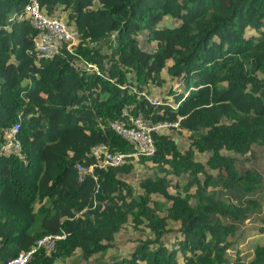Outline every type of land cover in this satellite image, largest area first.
Instances as JSON below:
<instances>
[{
  "label": "trees",
  "instance_id": "trees-1",
  "mask_svg": "<svg viewBox=\"0 0 264 264\" xmlns=\"http://www.w3.org/2000/svg\"><path fill=\"white\" fill-rule=\"evenodd\" d=\"M37 1L63 10L78 38L38 59L19 17L28 0H0V148L14 125L20 142L19 155L0 150V264L48 234L65 237L27 264L88 261L128 226L148 235L110 264H264V0ZM169 79L181 87L162 101L175 108L140 96ZM124 107L180 118L187 144L156 133L152 156L79 181L93 145L132 151L110 126ZM137 165L152 171L141 191L121 177Z\"/></svg>",
  "mask_w": 264,
  "mask_h": 264
},
{
  "label": "built area",
  "instance_id": "built-area-1",
  "mask_svg": "<svg viewBox=\"0 0 264 264\" xmlns=\"http://www.w3.org/2000/svg\"><path fill=\"white\" fill-rule=\"evenodd\" d=\"M28 18L30 25L37 31L34 37L35 54L38 59L52 58L62 53L63 48L72 53V47L77 42L78 32L66 22V16L63 10L59 9L52 15H47L41 9L37 0H28L25 8L19 16ZM115 32L109 35V45L115 43ZM78 64L85 67V70H94L97 73L96 66L92 63L77 58ZM151 105L160 104V100L151 97L146 91L141 92ZM121 118L115 120L111 125L122 135L135 149L137 155H150L155 151L153 133L163 132L170 129H177L179 122L159 121L155 122L152 118H144L142 113L132 115L129 108L121 111ZM18 126L14 125L7 131V141L1 146V150L16 153L20 152V142L15 137ZM91 153L95 157L96 164L100 167L104 165H118L125 162V157L129 154H112L107 151L105 144H98L91 148ZM77 169L82 176L87 170L77 165ZM89 172L93 171V166L88 168ZM43 245L44 249L49 252L53 248V242H45L41 239L38 245L31 246L28 250L20 251L16 256L8 258L4 264H26L33 254Z\"/></svg>",
  "mask_w": 264,
  "mask_h": 264
},
{
  "label": "rangeland",
  "instance_id": "rangeland-1",
  "mask_svg": "<svg viewBox=\"0 0 264 264\" xmlns=\"http://www.w3.org/2000/svg\"><path fill=\"white\" fill-rule=\"evenodd\" d=\"M164 23L173 25L175 24V21H172L166 18ZM139 36H140L139 38H140L141 46L146 49H152L153 44L151 43L150 45H148L145 42V37L143 34H140ZM177 82L178 81L169 79L167 80L165 85L161 88L152 87V89H154L152 90V92L155 95V97H157V99L162 100V98L166 96L165 94L167 93V91L169 90L171 86H172V89H174L175 91H177V89L181 87L179 83ZM187 142H188L187 133H185L184 136L178 138V143L180 145H186ZM53 147L54 146H51L48 150L50 151ZM150 175H152V171L149 166L143 167V166L137 165L136 169L131 174L126 175V176H121V177L127 180L128 182H130L135 187H137L138 191H141V189L138 188L139 182L144 177L150 176ZM65 215L69 217L74 216L73 213L71 212H66ZM174 234H175V231H170L162 237V240L167 245H169V242L173 239ZM147 235H148L147 231L145 232V234L137 233V232H134L130 226H128L125 230L121 231V233L117 234L115 241H114L113 248L101 254L96 255L95 258H92L88 261H82L78 257V254H76L75 257H72L65 262H56L55 264H93L94 261H95V264H110L113 261L115 256H120V255L128 254L132 252L134 246L138 243V241L136 240L137 237H145Z\"/></svg>",
  "mask_w": 264,
  "mask_h": 264
},
{
  "label": "clouds",
  "instance_id": "clouds-1",
  "mask_svg": "<svg viewBox=\"0 0 264 264\" xmlns=\"http://www.w3.org/2000/svg\"><path fill=\"white\" fill-rule=\"evenodd\" d=\"M82 66V65H81ZM83 67V66H82ZM84 69H85V67H83ZM87 71V70H86ZM89 71H94V70H89ZM152 90H154V89H152V88H150L149 90H146V89H143L142 91H146L151 97H154V98H157V97H155V95L153 94V92H152ZM180 89L178 88L177 89V91H179ZM142 91H140V96H141V92ZM142 98L143 99H145L143 96H142ZM146 100V99H145ZM159 100V99H158ZM171 99H169V101H170ZM147 101V100H146ZM163 102L162 100H160V104H158V105H152V106H159V105H161V104H168V105H170L171 107H176V105H172L170 102ZM148 102V101H147ZM149 103V102H148ZM150 104V103H149ZM151 105V104H150ZM124 108H129V107H124ZM123 108V109H124ZM130 109V108H129ZM122 111V110H121ZM130 112H131V114L132 115H136V114H138L139 112L140 113H142L141 111H139V112H137V113H134V112H132L131 111V109H130ZM142 115H143V117L144 118H150V117H145L144 116V114L142 113ZM122 116H121V113H120V116H119V118H117V119H115V120H118V119H120ZM115 120H113L112 122H111V124L115 121ZM153 120V119H152ZM179 120H180V118H178L177 120H174V121H171V120H164V121H171V122H175V121H178L179 122ZM153 121H155V122H159V121H156V120H153ZM110 124V126L112 127V125ZM112 129L119 135V136H121L122 138H124L122 135H120L113 127H112ZM180 129V127H179V125H178V128L177 129H170V130H166V131H163V132H155V133H153V140H154V135L156 134V133H158V134H161V133H163V134H170L171 136H173L175 139H176V141L178 142V136H177V132H178V130ZM125 139V138H124ZM126 140V139H125ZM6 141H7V139H6ZM127 141V140H126ZM128 142V141H127ZM5 144V143H4ZM99 144H105L106 145V147H107V151L108 152H110V153H112V154H120V153H123V154H129V156H126L125 157V162L124 163H122V164H118V165H104V166H102V167H100V166H98L97 164H96V160H95V157L92 155V153H91V148L92 147H94L95 145H93L92 147H90V149H89V156L90 157H92L93 158V162H91L90 164H88V165H84V164H81V163H77L76 165H75V169H76V171H77V173H78V180L79 181H82L83 180V178L85 177V176H91L94 180H96V175H95V171H96V169H103V168H108V167H118V166H121V165H123V164H126L127 162H128V160L129 159H138L139 157H141V156H145V157H147V156H152L154 153H155V151H156V146H155V151L152 153V154H150V155H137V154H135V149H134V147L128 142V144H130L131 145V147H132V151L131 152H115V151H113V150H111L110 149V147L106 144V143H103V142H101V143H99ZM96 145H98V144H96ZM154 145H155V141H154ZM0 150H1V148H0ZM1 151H3V150H1ZM3 152H5V153H7V154H14V155H19L20 154V152L18 153V154H16V153H9V152H6V151H3ZM77 165H81V166H83L87 171L81 176L80 175V173H79V171H78V169H77ZM90 166H93V171L92 172H89L88 171V168L90 167ZM135 169H136V167H135ZM125 176V175H124ZM66 212H71V213H73V215H75L76 213H77V211H73V210H67ZM65 212V213H66ZM65 213H64V215H65ZM66 216V215H65ZM67 217H69V216H67ZM65 237V235L64 234H48V235H45V236H43V237H40V238H38V239H36L34 242H33V244L32 245H30L27 249H23V250H20V251H24V250H28L31 246H35L36 244L38 245V241L39 240H41V239H43V240H45V242L47 243V242H53V248L49 251V252H47L45 249H44V247H43V245H40L39 246V248L36 250V252H38L39 250H42V251H44L46 254H50L53 250H54V245H55V243H56V241L57 240H60V239H63ZM19 251V252H20ZM18 252V253H19ZM35 252V253H36ZM17 253V254H18ZM34 253V254H35ZM16 254V255H17ZM34 254H33V256H32V258H30L29 260H28V262L27 263H29V261L30 260H32L33 259V257H34ZM15 255V256H16ZM11 258V257H10ZM8 259V258H7ZM6 259V260H7ZM5 260V261H6ZM26 263V264H27Z\"/></svg>",
  "mask_w": 264,
  "mask_h": 264
},
{
  "label": "crops",
  "instance_id": "crops-1",
  "mask_svg": "<svg viewBox=\"0 0 264 264\" xmlns=\"http://www.w3.org/2000/svg\"><path fill=\"white\" fill-rule=\"evenodd\" d=\"M94 261V260H93ZM93 264H95V261L93 262Z\"/></svg>",
  "mask_w": 264,
  "mask_h": 264
}]
</instances>
